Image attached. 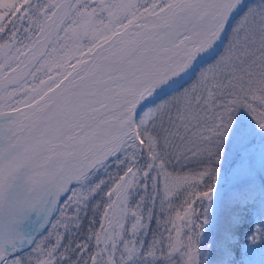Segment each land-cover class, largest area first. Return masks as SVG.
Listing matches in <instances>:
<instances>
[{
    "label": "snow or ice",
    "instance_id": "snow-or-ice-1",
    "mask_svg": "<svg viewBox=\"0 0 264 264\" xmlns=\"http://www.w3.org/2000/svg\"><path fill=\"white\" fill-rule=\"evenodd\" d=\"M0 264H264V0H0Z\"/></svg>",
    "mask_w": 264,
    "mask_h": 264
}]
</instances>
